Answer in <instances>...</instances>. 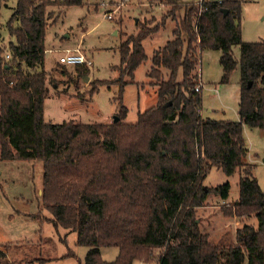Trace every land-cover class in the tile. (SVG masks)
<instances>
[{"label": "trees", "instance_id": "trees-1", "mask_svg": "<svg viewBox=\"0 0 264 264\" xmlns=\"http://www.w3.org/2000/svg\"><path fill=\"white\" fill-rule=\"evenodd\" d=\"M7 1L0 0V10ZM83 4L15 0L5 24L8 42L3 45L0 37V159L42 163V205L55 228L75 232L76 244L87 247L81 264H146L154 250L157 264H264V193L252 167L242 162L243 125L264 129V41L241 40V0H202L185 11L172 38L153 51L146 75L156 87V103L138 112L135 123L124 121L122 94L147 59L143 41L158 26L141 27L120 43L118 78L91 84L89 97L102 85L118 87L116 121L46 122L43 103L51 83L44 71L46 29L53 8ZM205 49L220 51L223 83L239 65V121L201 115L203 85L194 88ZM89 68L74 65L77 78ZM213 167L229 176L244 169L238 199L222 210L257 220L256 228L246 223L238 228L235 243L226 246L212 243L195 216L209 194L224 201L229 196L228 182L204 185ZM101 247H116L115 259L103 261ZM6 249L0 245V264H20L8 259Z\"/></svg>", "mask_w": 264, "mask_h": 264}, {"label": "rangeland", "instance_id": "rangeland-1", "mask_svg": "<svg viewBox=\"0 0 264 264\" xmlns=\"http://www.w3.org/2000/svg\"><path fill=\"white\" fill-rule=\"evenodd\" d=\"M198 0H84L81 6H68L61 19L53 18L45 33L46 52L44 71L48 83V96L43 103L44 121L50 123H111L116 118L117 86L104 85L91 97V84L115 80L120 75L118 46L141 27L158 26V31L143 41L147 59L133 74L122 94L126 107L125 122L135 123L137 113L156 103V87L146 73L151 65L153 51L172 38V31L185 11ZM241 40L264 41V0H241ZM15 0L1 5V42H8L5 24L13 12ZM57 10V8H54ZM57 13V11H56ZM103 13L110 14L105 19ZM55 17V15H54ZM80 51L92 65L85 77L77 78L74 65L59 62L65 51ZM232 53L239 59V46H232ZM220 51L205 49L199 54L197 71L201 88L203 117L215 120L239 121L240 93L239 65L231 72L226 83L221 81ZM182 73H177V80ZM80 97V98H79ZM211 110V112H208ZM247 153L242 162L252 167L254 177L264 193V129L243 125ZM42 163L40 161L0 159V245L7 246L10 261L20 264H81L87 247L76 244V233L62 227L55 228L49 221L51 214L41 201ZM243 168L226 175L215 167L205 178L206 187L230 184L227 200L209 194L203 206L196 208L199 230L212 243L226 246L235 243L236 230L243 224L257 227V220L225 216L222 207L238 199V181ZM72 252L74 256L66 257ZM100 257L110 262L118 254L116 247H101ZM157 250L146 264H157ZM37 259H45L42 263ZM132 264H144L134 261ZM246 264V263H245Z\"/></svg>", "mask_w": 264, "mask_h": 264}, {"label": "built area", "instance_id": "built-area-1", "mask_svg": "<svg viewBox=\"0 0 264 264\" xmlns=\"http://www.w3.org/2000/svg\"><path fill=\"white\" fill-rule=\"evenodd\" d=\"M202 0H198L197 4L201 3ZM68 7V6H67ZM67 7H58L57 10H54V15L55 17L54 18H59L61 19L62 16H63V13H64V9H66ZM57 11V13H56ZM103 17L105 19H111V15L110 14H105L103 13ZM59 62L61 64H64V65H76V64H85L89 67H91L92 65V62L90 59H88L82 52L80 51H65V53L60 56L59 58ZM202 86V83L200 82V78H199V82L198 84L195 86V90L198 91L200 89V87Z\"/></svg>", "mask_w": 264, "mask_h": 264}, {"label": "water", "instance_id": "water-1", "mask_svg": "<svg viewBox=\"0 0 264 264\" xmlns=\"http://www.w3.org/2000/svg\"><path fill=\"white\" fill-rule=\"evenodd\" d=\"M223 12H224V14H226V13H227V11H226V10H224ZM249 85H250V83H249ZM116 120H117V117L114 119V121H116Z\"/></svg>", "mask_w": 264, "mask_h": 264}, {"label": "crops", "instance_id": "crops-1", "mask_svg": "<svg viewBox=\"0 0 264 264\" xmlns=\"http://www.w3.org/2000/svg\"><path fill=\"white\" fill-rule=\"evenodd\" d=\"M208 112H211V110H209ZM201 115L203 116L202 110H201Z\"/></svg>", "mask_w": 264, "mask_h": 264}]
</instances>
